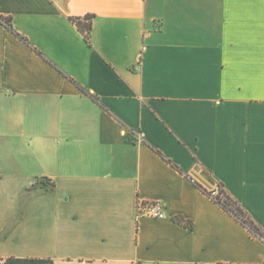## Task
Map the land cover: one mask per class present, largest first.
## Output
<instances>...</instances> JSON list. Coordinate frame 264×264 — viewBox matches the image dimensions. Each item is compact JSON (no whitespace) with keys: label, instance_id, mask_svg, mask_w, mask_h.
I'll list each match as a JSON object with an SVG mask.
<instances>
[{"label":"crops","instance_id":"obj_1","mask_svg":"<svg viewBox=\"0 0 264 264\" xmlns=\"http://www.w3.org/2000/svg\"><path fill=\"white\" fill-rule=\"evenodd\" d=\"M0 15L25 37L0 22V264H264V241L189 179L223 183L264 230V0Z\"/></svg>","mask_w":264,"mask_h":264},{"label":"trees","instance_id":"obj_2","mask_svg":"<svg viewBox=\"0 0 264 264\" xmlns=\"http://www.w3.org/2000/svg\"><path fill=\"white\" fill-rule=\"evenodd\" d=\"M90 16H86L85 20L82 21L80 19H76L75 22L77 23L79 29L83 34L85 35L87 40H90V32L92 31V21ZM0 22L4 23L6 26L9 27L12 32H14L16 35L20 36L21 38H24L21 34L17 33L14 29L12 19L10 16H2L0 15ZM157 153L162 155L167 162L171 163L173 166L178 167L176 164H173L170 159H167L165 155L157 150L154 149ZM190 177V176H189ZM192 180L197 187L202 189L204 192H206L209 196L212 197V199L219 204L226 212L234 217L237 221L243 224V226L247 227V229L255 236H259L264 241V230L261 229L258 223L249 215L248 211L243 207V205L236 200L230 192H228V189L224 186L223 183H218V188L216 191H208L205 188H203L199 183H197L196 180L192 179V177L189 178ZM43 182V180H42ZM45 182V180H44ZM43 182V183H44ZM48 183V182H47ZM49 184L53 188V183L49 182ZM30 192V190H29ZM176 220L179 221V223H187L188 225L192 226L191 220H186L180 216L176 217Z\"/></svg>","mask_w":264,"mask_h":264},{"label":"built area","instance_id":"obj_3","mask_svg":"<svg viewBox=\"0 0 264 264\" xmlns=\"http://www.w3.org/2000/svg\"><path fill=\"white\" fill-rule=\"evenodd\" d=\"M163 201H139L137 206L138 218L148 216L153 218H166Z\"/></svg>","mask_w":264,"mask_h":264}]
</instances>
